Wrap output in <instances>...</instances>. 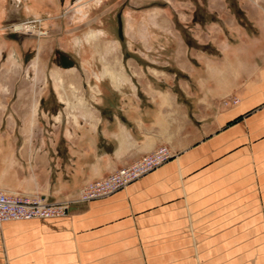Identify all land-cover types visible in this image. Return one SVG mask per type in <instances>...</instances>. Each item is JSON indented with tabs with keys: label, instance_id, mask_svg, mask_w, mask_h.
<instances>
[{
	"label": "crops",
	"instance_id": "0c3cea01",
	"mask_svg": "<svg viewBox=\"0 0 264 264\" xmlns=\"http://www.w3.org/2000/svg\"><path fill=\"white\" fill-rule=\"evenodd\" d=\"M203 4L211 16L192 49L159 10L136 28L126 23L120 37L139 59L170 47L174 59L142 66L116 39L130 83L117 85L109 75L87 81L84 98L98 122L94 114L87 122L65 112L74 123L67 136L36 138L39 112L32 125L30 112H0V190L7 194L58 202L164 140L171 149L169 161L126 189L71 206L69 227L37 245L44 255L52 250L53 264H264V0H237L245 26L231 12L232 21L222 23L209 7L215 0ZM128 24L135 33L145 25L146 38L129 36ZM94 86L100 94L93 101Z\"/></svg>",
	"mask_w": 264,
	"mask_h": 264
},
{
	"label": "rangeland",
	"instance_id": "374dc122",
	"mask_svg": "<svg viewBox=\"0 0 264 264\" xmlns=\"http://www.w3.org/2000/svg\"><path fill=\"white\" fill-rule=\"evenodd\" d=\"M165 1V3L164 1L155 3L152 0H0V91L3 88L2 93L7 95V99L3 100L0 92V112L4 110L30 112L29 125H32L34 117L39 112L33 129L36 138L47 135L48 138L60 140L63 135H68L67 131L74 125L67 119L65 112L75 121L83 120L84 116L82 110L71 108L61 101L59 85L65 81L67 86L72 88L69 90L72 94L68 98L70 104L74 103L73 96L83 99L89 109L93 110L92 113L98 122V111L86 100L90 88L86 85L87 81L92 78L100 82L101 78L109 75L117 84L116 73H120L126 79L125 84L130 83L129 76L120 63V45L116 39L122 46L124 56L134 57L137 62L141 61L142 66L147 67L145 61L153 60L164 64L165 61L171 62L174 59V50L171 47L166 51L158 49L153 56L146 54V57L139 59L133 52L134 47L126 44L120 37L126 23L136 28L141 24L140 22H145L147 12L159 10L164 20L171 25L173 35L176 37L181 34L187 48H196L197 36L202 35L201 28L203 25L206 27V21L211 16L205 17L207 11L203 3L208 1L211 3L213 0ZM215 2L216 5L209 7L215 10L211 12H214L218 18H223L222 23L224 19L227 23L232 21L229 18L231 14L236 15L238 24L246 25L244 13L240 11L237 0H215ZM224 6L226 11L223 10ZM150 20L153 24L163 25L162 28L166 29L165 24L155 20V15H151ZM130 24L127 34L131 37L138 34L144 40L145 25L142 24L135 33L131 30ZM217 25L207 26L205 31L208 32V37L218 32ZM16 27L21 29L16 31ZM90 33L96 34L97 39L90 40L88 38ZM5 71L6 75L3 74ZM128 73L132 74L131 71ZM91 84L94 85L93 81ZM92 91L91 99L94 101L100 93L97 86H94ZM227 102L223 101L224 104ZM42 112L47 114L43 115ZM59 113L63 116L61 126L55 123L54 119ZM59 120L60 118H57L58 122ZM15 123L16 127L20 128L19 120ZM179 123L180 120L175 119L171 127L177 128ZM165 124L164 130L167 131L171 127L168 126L169 123L167 126ZM15 135L19 138L17 132ZM159 135L163 136L161 133ZM164 141L158 146L167 148L172 157L171 149ZM68 227L69 210L64 217L1 224L0 264H53L52 258L55 254L52 250L44 249L47 254L44 255L43 249H38L37 245L43 244L45 238L44 242H47L54 229ZM44 231L46 234H42ZM24 247L27 250H24ZM25 251L28 252L26 255Z\"/></svg>",
	"mask_w": 264,
	"mask_h": 264
},
{
	"label": "built area",
	"instance_id": "2783aa9c",
	"mask_svg": "<svg viewBox=\"0 0 264 264\" xmlns=\"http://www.w3.org/2000/svg\"><path fill=\"white\" fill-rule=\"evenodd\" d=\"M230 102L235 104L237 99H231ZM170 158L171 155L167 148L159 146L109 176L84 184L75 194L65 196L59 202L49 203L37 196L7 194L0 190V225L7 222L64 217L70 206L112 196L153 172Z\"/></svg>",
	"mask_w": 264,
	"mask_h": 264
},
{
	"label": "bare ground",
	"instance_id": "6f19581e",
	"mask_svg": "<svg viewBox=\"0 0 264 264\" xmlns=\"http://www.w3.org/2000/svg\"><path fill=\"white\" fill-rule=\"evenodd\" d=\"M21 28L20 27H16L15 30L16 31H19ZM90 40L94 41L95 39H97V35L94 34V33H90L89 37H88ZM110 50V49H109ZM118 62V61H116ZM71 70V69H70ZM120 72V71H119ZM117 78V82L119 83L120 81L123 83V82H126L125 78L123 75H121L120 73H116ZM59 97L61 99V101L68 105L69 107L71 108H77L79 110H82L83 113H84V116H83V120L89 122L91 121L92 118H94V115L93 113L90 111V109L88 108V106L86 105V103L84 102L83 99L81 98H78L77 96L74 97L73 96V99H74V103L73 104H70L69 102V96L72 95L71 92L69 91L70 89H72L71 87L67 86V84L65 83V81L60 85H59Z\"/></svg>",
	"mask_w": 264,
	"mask_h": 264
}]
</instances>
